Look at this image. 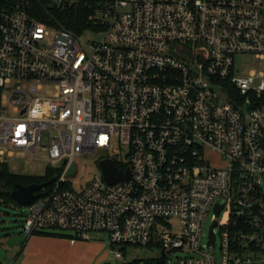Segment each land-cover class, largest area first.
I'll return each instance as SVG.
<instances>
[{"label": "built area", "instance_id": "2783aa9c", "mask_svg": "<svg viewBox=\"0 0 264 264\" xmlns=\"http://www.w3.org/2000/svg\"><path fill=\"white\" fill-rule=\"evenodd\" d=\"M30 1L0 0V163L42 148L57 171L22 230L105 231L118 259L152 241L167 257L185 250L176 264H264V0H51L91 9L103 35L90 53L34 18ZM246 54L261 68L239 75ZM43 84L54 93L34 96ZM113 145L126 153L103 158L130 178L101 172L77 188L75 157ZM209 216L214 240L208 226L202 243ZM172 217L179 230L163 231Z\"/></svg>", "mask_w": 264, "mask_h": 264}, {"label": "rangeland", "instance_id": "374dc122", "mask_svg": "<svg viewBox=\"0 0 264 264\" xmlns=\"http://www.w3.org/2000/svg\"><path fill=\"white\" fill-rule=\"evenodd\" d=\"M103 35L102 31L96 29H85L77 36L78 44L87 52L92 50V44L97 42ZM52 31L48 36H45V41H50ZM261 59L254 55H237L235 56L234 68L239 75H245L251 70H259V61ZM34 83L33 80H13L10 86L20 85L23 90L29 91L30 86ZM55 89L50 84H43L41 88L36 90L34 96H49L54 93ZM8 109H10L8 107ZM7 113V112H6ZM47 133L42 136L43 144H47ZM127 151V147H120L113 145L109 149L97 150L95 152H83L77 155L74 159L75 172L70 176L73 184L79 188L85 186L93 177L99 176L101 170L98 166V161L107 156H123ZM121 153V154H120ZM211 161L218 163V157L215 153H208ZM3 160L8 166L9 170L15 174L27 176H43L46 174L48 167L51 166L48 161V153L42 148H38L36 156L26 150H13L11 154L4 151ZM26 215L25 205H16L11 202L9 204H0V264H9L21 252L23 244L26 241L27 234L22 230V221ZM172 224L171 229L162 228L163 231H178V220L174 217L166 219ZM210 224V216L207 218L205 225V234L202 243L207 242V231ZM216 227V231H218ZM59 230V229H58ZM67 231V230H66ZM59 232H63L59 230ZM91 237H100V240L107 242V233L105 231H91ZM219 237L215 242V253L219 255ZM160 249H148L145 246H127L125 253L121 258L115 260L111 253L110 264H140L139 261L148 257H155L160 254ZM187 252L185 250H169L168 257L171 258L172 263L176 264L177 257H185ZM138 260V262H134ZM108 264V263H107Z\"/></svg>", "mask_w": 264, "mask_h": 264}, {"label": "trees", "instance_id": "16d2710c", "mask_svg": "<svg viewBox=\"0 0 264 264\" xmlns=\"http://www.w3.org/2000/svg\"><path fill=\"white\" fill-rule=\"evenodd\" d=\"M30 11L34 18L40 20L45 25L56 29H65L74 36H79L85 29H92L93 24L89 20V14L91 9L81 4L71 5L65 9L55 8L51 0H31ZM233 92V91H232ZM57 169L48 167L46 174L43 176H27L21 174L12 173L5 162L0 163V204H9L11 202L18 204L11 196V191L15 188L16 184L28 185L31 183H45L42 187L48 188L54 180ZM43 190L39 189V192ZM44 235H58L68 236L66 233L59 232V230L52 231H36L33 234ZM130 245H123L119 247L122 255L125 253V249ZM140 246V245H133ZM148 249L158 248L161 251L162 246L158 243L150 242L147 246ZM138 262V260H134ZM140 264H170L168 263V257L161 251L158 256L148 257L139 261ZM9 264H16L11 262Z\"/></svg>", "mask_w": 264, "mask_h": 264}, {"label": "crops", "instance_id": "0c3cea01", "mask_svg": "<svg viewBox=\"0 0 264 264\" xmlns=\"http://www.w3.org/2000/svg\"><path fill=\"white\" fill-rule=\"evenodd\" d=\"M62 231L68 236L37 233L27 236L21 252L12 262L16 264H110L112 251L108 239H106L107 242L100 240V237L84 240L74 238L70 231Z\"/></svg>", "mask_w": 264, "mask_h": 264}, {"label": "water", "instance_id": "95a60500", "mask_svg": "<svg viewBox=\"0 0 264 264\" xmlns=\"http://www.w3.org/2000/svg\"><path fill=\"white\" fill-rule=\"evenodd\" d=\"M260 142L264 147V135L260 138ZM98 166L102 172L103 178L109 183H116L119 180H128L130 178L129 169L126 171H121L117 168L114 161L111 158H103L98 161ZM74 166L71 167L69 173H73ZM45 183H31L28 185L16 184L15 188L11 191V196L13 199L20 205H26L31 202L34 198L40 195L38 192L39 189ZM222 205L215 206L216 214H219ZM216 224V221H213L209 225V235L211 241L214 240V234L212 232V227Z\"/></svg>", "mask_w": 264, "mask_h": 264}]
</instances>
